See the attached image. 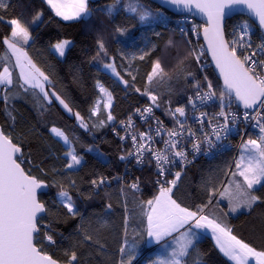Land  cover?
<instances>
[{
	"label": "snow or ice",
	"instance_id": "1",
	"mask_svg": "<svg viewBox=\"0 0 264 264\" xmlns=\"http://www.w3.org/2000/svg\"><path fill=\"white\" fill-rule=\"evenodd\" d=\"M46 10L92 34L89 63L113 81L95 78L87 116L46 59L74 41L35 48ZM0 24V264H264V214L248 239L231 222L264 209V0H0ZM117 90L138 97L122 118ZM53 108L75 126L49 120ZM99 132L124 174L89 167V154L110 163ZM233 150L189 178L198 157ZM132 168L155 177L149 196Z\"/></svg>",
	"mask_w": 264,
	"mask_h": 264
},
{
	"label": "trees",
	"instance_id": "2",
	"mask_svg": "<svg viewBox=\"0 0 264 264\" xmlns=\"http://www.w3.org/2000/svg\"><path fill=\"white\" fill-rule=\"evenodd\" d=\"M13 4L20 5L21 8L29 3V0H12ZM34 3L39 6L40 0H34ZM21 9L18 8V11ZM29 18V17H25ZM59 22V18H55V21H47V10L45 15V23H41L37 28L36 34H38L39 39L36 42L35 48L44 49L47 47L50 40H53L59 36V38H68L74 41L76 47H74L71 52L68 53L66 58L57 59L54 56H46L47 63L55 66V72L57 78L60 80L64 91H66L75 101L76 107L82 111V114L87 116V108L91 100L95 99V93L93 89L94 80L99 76L102 80L106 81L109 86H112L113 81L108 78L104 73H98L97 69L93 67L90 63V53L89 50L93 46L92 34L88 33L83 25L61 22V27H57L56 24ZM163 31V29H158ZM6 31L4 26L0 24V38H2L3 32ZM115 47V45H113ZM30 54L36 57L35 49H30ZM3 55V49L0 48V56ZM141 73L149 70L147 64L139 65ZM74 77H79V80H74ZM58 90L60 87L58 86ZM115 111L114 114L118 118H122L123 114L127 112L131 107L136 106L138 103V97L136 95H128L119 90L115 93ZM16 106L24 113L26 117L30 119L32 123L36 122V114L31 111L30 105H25L22 101H18ZM75 110V109H74ZM161 117H165L160 113ZM49 120H54L58 125H64L68 127L75 126V120L66 117L58 108H53ZM41 131L43 129L41 128ZM77 134L81 135L86 141H91L92 137L88 133L83 132L81 129H76ZM107 131V130H105ZM104 136V132L97 133L96 143L100 144V148L107 155L108 161L110 163L105 164L104 162H98L91 155L86 156L88 160L89 167H95L96 169L105 172V174L115 175L117 173H122V165L118 160V153L116 149V139L112 136L110 132L107 133L104 138H106L109 143H100V138ZM51 143V141H49ZM58 147V146H57ZM234 150L225 153L223 156H218L215 159L204 160L198 159L189 166L188 176L193 181V183L198 182L199 176L202 172H207L211 168L217 166H224L226 162L231 163L232 157H234ZM87 171V169H85ZM83 174V173H81ZM133 175L140 176L142 183L141 188L145 196H149L152 192V186L149 183L153 179V175L149 173L147 169L143 172L136 170ZM187 183V181H186ZM118 185L115 183L112 188H117ZM182 192L184 187L182 186ZM101 202L97 200L92 207L99 210ZM264 214V209H256L251 215H240L238 219L233 218L231 222L238 226L239 234L243 235L245 239L251 237L253 229L259 230L261 227V216ZM114 219L119 220V214H117ZM213 242L208 239L203 242V247L205 249H211ZM209 259L211 261H220L226 259L222 257V254H217L212 252Z\"/></svg>",
	"mask_w": 264,
	"mask_h": 264
},
{
	"label": "built area",
	"instance_id": "3",
	"mask_svg": "<svg viewBox=\"0 0 264 264\" xmlns=\"http://www.w3.org/2000/svg\"><path fill=\"white\" fill-rule=\"evenodd\" d=\"M157 115L158 116H161L160 115V112H157ZM161 119H164L163 117H161ZM165 120V122L167 123V119L165 118L164 119ZM234 143H238V138H237V140H235L234 141ZM234 155H236V152L234 151ZM198 159H204V160H210L209 158H207V157H205V156H200V157H198L196 160H198ZM195 160V161H196ZM120 162V161H119ZM121 163V165H122V173L121 174H124L125 173V164L123 163V162H120ZM129 167H131V166H129ZM137 169H135V168H132V170H131V174L133 175V173H134V171H136ZM155 177H153V179H154Z\"/></svg>",
	"mask_w": 264,
	"mask_h": 264
},
{
	"label": "water",
	"instance_id": "4",
	"mask_svg": "<svg viewBox=\"0 0 264 264\" xmlns=\"http://www.w3.org/2000/svg\"><path fill=\"white\" fill-rule=\"evenodd\" d=\"M60 110V109H59ZM66 117H68V114L64 113L62 110H60ZM69 118V117H68Z\"/></svg>",
	"mask_w": 264,
	"mask_h": 264
}]
</instances>
